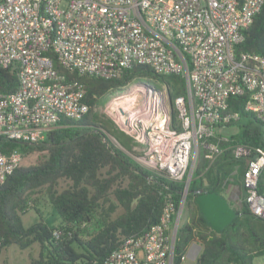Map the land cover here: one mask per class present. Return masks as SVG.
<instances>
[{
  "label": "built area",
  "instance_id": "obj_1",
  "mask_svg": "<svg viewBox=\"0 0 264 264\" xmlns=\"http://www.w3.org/2000/svg\"><path fill=\"white\" fill-rule=\"evenodd\" d=\"M263 3L0 0V69L9 68L18 82L14 92H0V136L6 140L37 143L64 119L84 116L89 107L78 77L108 80L138 64L183 80L184 94L173 103L163 86L144 96L125 124L113 119L142 146L134 147L141 166L184 183V189L177 207L168 201L158 223L142 236L123 239L101 264H173L199 151L213 162L222 152L220 142L229 139L217 129L241 120L240 112L229 111V98L244 97V112L264 124V52L236 50ZM231 149L235 158L249 154L245 145ZM22 159L19 150L0 153V184ZM242 183L249 210L264 220V149L248 161ZM201 249L191 243L181 260L195 261Z\"/></svg>",
  "mask_w": 264,
  "mask_h": 264
},
{
  "label": "trees",
  "instance_id": "obj_2",
  "mask_svg": "<svg viewBox=\"0 0 264 264\" xmlns=\"http://www.w3.org/2000/svg\"><path fill=\"white\" fill-rule=\"evenodd\" d=\"M236 50L264 52V3ZM78 79L85 87L84 101L89 107L79 120L64 119L37 143L0 136V153L19 150L23 156L38 155L35 164L20 165L0 184V254L10 245L21 250L37 245L38 253L28 264H101L123 239L142 236L158 223L168 201L177 207L183 193L184 183L147 170L128 154L139 156L133 149L137 145L101 110L136 82H147L159 90L164 86L173 103L184 94L182 78L133 64L117 78ZM17 86L14 72L0 69V92H14ZM228 101L229 111L241 115L238 134L220 142L222 152L213 162L199 151L184 201L186 218L176 235L173 264L182 263L193 242L202 247L195 264H253L264 255V220L249 210L242 183L248 161L264 149V124L244 112V97L231 96ZM235 144L247 146L249 154L235 158L231 149ZM233 176L240 206L233 209L236 215L230 223L215 232L199 210L198 191L224 198ZM41 201L58 220L25 227L22 215L27 210L38 212Z\"/></svg>",
  "mask_w": 264,
  "mask_h": 264
},
{
  "label": "water",
  "instance_id": "obj_3",
  "mask_svg": "<svg viewBox=\"0 0 264 264\" xmlns=\"http://www.w3.org/2000/svg\"><path fill=\"white\" fill-rule=\"evenodd\" d=\"M158 90L147 82H136L121 95L112 98L104 107V111L110 118H118L125 124L129 115L141 108L143 97L154 94ZM197 205L215 232L230 223L236 215L228 203L215 193L199 190Z\"/></svg>",
  "mask_w": 264,
  "mask_h": 264
},
{
  "label": "rangeland",
  "instance_id": "obj_4",
  "mask_svg": "<svg viewBox=\"0 0 264 264\" xmlns=\"http://www.w3.org/2000/svg\"><path fill=\"white\" fill-rule=\"evenodd\" d=\"M101 110L105 113L104 108ZM105 115L107 116V119H110L111 121H113V119L110 118L106 113H105ZM113 124H114L115 128L118 129L114 121H113ZM238 131H239V124H233V125L228 126L226 128L217 129V134L220 136H223L225 138H230L231 136H235L236 134H238ZM110 139L117 146H120L116 142L115 139H113L111 137H110ZM136 147L141 148L142 146H136ZM135 151H137V150H135ZM125 152H127V151L125 150ZM128 154L137 162L136 156L131 155L130 153H128ZM37 159H38L37 154H29L27 156H23L21 165L22 166H29V165L35 164ZM195 166H196V164H195ZM234 178H235V176H233V178L230 179L231 184L228 185L226 192L224 194V198H223L228 203L229 207L232 210L238 209L240 206L239 190L232 182ZM37 210H38V212H36L34 210H27L22 215V217H21L22 223L25 227H28L31 224H34V223H37L40 221L41 222H47L49 224H55L56 221L58 220L57 215L43 201L40 202V204L37 207ZM185 218H186V211H185V208H183L181 223L185 220ZM37 253H38L37 245H33L32 247L25 249V250H21L15 245H10L1 252L0 264H4V263L28 264L33 257H36ZM181 264H195V261L191 260L188 257H185V259L182 261ZM253 264H260V259L256 258L253 261Z\"/></svg>",
  "mask_w": 264,
  "mask_h": 264
}]
</instances>
